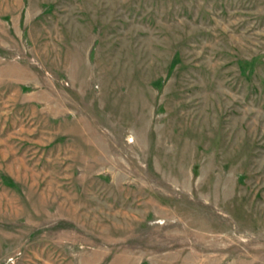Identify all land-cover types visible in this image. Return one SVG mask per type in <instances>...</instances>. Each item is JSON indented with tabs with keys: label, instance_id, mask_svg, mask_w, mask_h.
<instances>
[{
	"label": "rangeland",
	"instance_id": "374dc122",
	"mask_svg": "<svg viewBox=\"0 0 264 264\" xmlns=\"http://www.w3.org/2000/svg\"><path fill=\"white\" fill-rule=\"evenodd\" d=\"M0 264H264V0H0Z\"/></svg>",
	"mask_w": 264,
	"mask_h": 264
}]
</instances>
